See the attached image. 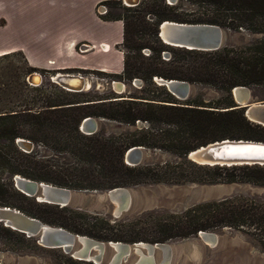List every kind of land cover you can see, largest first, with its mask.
Segmentation results:
<instances>
[{
    "label": "trees",
    "instance_id": "trees-1",
    "mask_svg": "<svg viewBox=\"0 0 264 264\" xmlns=\"http://www.w3.org/2000/svg\"><path fill=\"white\" fill-rule=\"evenodd\" d=\"M185 2L196 9L186 11ZM101 3L118 5L123 11L115 14L108 10L100 15L105 20L123 22L124 69L121 74L109 76L128 82L142 79L145 85L141 93L117 96L109 92L67 90L70 93L58 91L53 98L41 90L43 102L38 106L25 103L19 109H2L0 142L7 143L0 145L2 171L77 190L204 183L216 179H199L186 172V165L202 169L214 166H202L187 159L190 150L226 138L264 141V137L253 134L255 129L264 130V126L250 121L242 108L220 111L198 100L184 102L154 80V77L184 80L227 92L236 86L264 85V0H178L176 4L167 0H141L135 6H126L122 0ZM165 20L216 24L233 31L244 28L262 37L248 45H226L211 51L174 47L166 45L158 35L159 24ZM164 51L169 52L168 59L164 58ZM27 67L29 71L37 70L28 64ZM86 117H103L129 127L118 134H107L103 127L88 135L80 130ZM138 121L149 126L132 129ZM18 137L66 154L74 161L59 163L51 162L54 157L41 159L36 149L22 150L15 142ZM4 146L12 147L15 153L4 151ZM133 146L169 151L179 160L131 166L125 162V153ZM215 167L242 171L239 175L226 173L225 182L240 180L264 186V166ZM5 186L0 178V196L7 191ZM0 203L6 202L0 199ZM36 204L56 209L60 226L69 230L72 227L77 233L101 241L166 242L195 236L200 231L230 227L251 234L264 251V199L260 197L240 194L198 203L179 214L147 215L130 223L104 220L101 224L98 215L70 207ZM74 215L95 221L79 224ZM78 263L93 264L81 260Z\"/></svg>",
    "mask_w": 264,
    "mask_h": 264
},
{
    "label": "rangeland",
    "instance_id": "rangeland-1",
    "mask_svg": "<svg viewBox=\"0 0 264 264\" xmlns=\"http://www.w3.org/2000/svg\"><path fill=\"white\" fill-rule=\"evenodd\" d=\"M23 1L26 2L28 0L10 1L12 3L13 10L10 11V13L6 11V14L14 17V21L20 20V15H27L25 12L21 13L23 8H20V5ZM57 1L59 0H55V2ZM8 4L10 3L8 2ZM103 6L106 7L105 10H111L115 14H123L122 9L118 5H105L102 3H99L93 8V14L95 12V14L98 13L100 16ZM29 7H31V23L36 27L40 19L39 15H41L45 9L40 5L35 4L32 6L29 4L28 8ZM183 8L186 11H192L196 9L195 6H192L187 2L184 3ZM64 10L66 9L64 8ZM58 11L62 13L61 8L58 9ZM73 12L74 10H70V14ZM116 22L117 21H114L112 24H108V27H112L111 31L115 38L121 35L120 24H116ZM227 33L228 36L226 45L235 47L251 44L262 37V35L252 33L251 31L244 28L238 31L227 29ZM89 44L90 43L87 42L79 43L76 47V51L78 53L86 52L83 49L85 48L84 45ZM89 46L92 48L93 45ZM116 48L119 49V46H116ZM122 49L124 51L123 46L120 47V50ZM145 53L149 54V51L146 50ZM165 53H167V55ZM163 56L164 58L168 59L169 52L164 51ZM35 72L43 76L42 83L37 84L28 79V77H30V75ZM59 72L83 75L85 78H87L89 86L87 89L81 92H91L93 94H103L109 92L114 93L117 96H130L131 94H140L142 87L145 85L142 79H140L142 81L140 85H131L130 83L132 81L128 82L115 77H110L109 74L113 73L99 70L60 71L53 69H39L29 71L25 56L21 51H18L0 57V111L2 109L10 108L19 109V106L25 103L38 106L43 102L41 100L43 99L40 94L41 90L45 91L53 98L57 96L56 94L58 91L70 93L59 84L53 82L54 80H51V77ZM113 81H122L126 84H130V86L127 87V90L123 93H118L112 86ZM248 87L251 90V101H264V85H254ZM187 100H198L203 102L205 105L213 106L208 108H213L220 111H226L236 105L231 92L201 83H193L191 95ZM148 126L149 123L140 121V123H137L136 127H133L132 129ZM103 127L107 134H118L122 130H126L129 126H121V124L115 121H99V130H101ZM253 134H255V136L264 137V130L255 129ZM0 145H7V143L4 144V142H0ZM34 149L39 151L40 158L44 160L54 157L52 158L51 162L72 163L74 161L72 157L66 154L61 155V153H55L53 150L44 145L35 144ZM147 149L150 151L147 152L146 164H162L167 161L173 162L179 160L176 155L169 151L151 148ZM4 151L11 153V155L15 153L14 149L10 146H4ZM185 170L187 173H190L199 179L213 178L216 180L204 183H152L130 186L133 193L131 208L116 219H114L111 214L108 213L109 211H102L101 213L96 214L94 211L88 212L85 210H79L75 207L76 202L68 207L74 210L86 212L88 215H98L101 218L98 221L99 224L104 222V220L105 222L110 223H115L117 221L130 223L147 215L160 217L167 216L169 214H179L183 212L181 208L182 204L188 199L192 200L191 202L187 203L189 207L198 203L218 201V199L222 198L223 196L232 197L240 194L264 199V186L255 185L253 183L243 182L240 180L232 183L223 181V177H225L226 173L231 172L236 175L242 174V171L238 169L233 170V168H230L229 171H227L223 170L222 168H216L215 166L211 169H202L194 165H186ZM0 178L1 182L5 183V188L7 189V191L2 196H0V199L6 202L0 203L1 206H11L13 208L19 209L31 217L41 220L48 225L62 227L56 220L58 219V215L55 213L56 209L52 207H41L36 204L37 201L34 198L28 197L17 190L13 184V175H11L9 172L2 171V164H0ZM9 183L11 185H8ZM100 207L101 204L99 202H93V210H97ZM89 221L93 222L95 220L89 219L88 216H75L76 223L83 224L88 223ZM70 229L72 231L69 229L67 230L76 234L89 236L73 231L72 227H70ZM211 232L218 234V241L215 244L203 241L199 238L198 234L187 238L174 239L173 241L178 243H174L173 245V258L171 264H264V251L260 247L258 241L251 234L243 230L230 227L215 229ZM180 240L186 241L182 243ZM158 258H160V255ZM132 261L133 258H130L128 262ZM0 264L80 263H78L77 259L73 258L63 249L43 247L38 244L37 237H28L19 231L6 227L2 222H0Z\"/></svg>",
    "mask_w": 264,
    "mask_h": 264
},
{
    "label": "water",
    "instance_id": "water-1",
    "mask_svg": "<svg viewBox=\"0 0 264 264\" xmlns=\"http://www.w3.org/2000/svg\"><path fill=\"white\" fill-rule=\"evenodd\" d=\"M167 1L169 4L178 2V0ZM123 2L126 6H135L141 0H123ZM158 35L169 46L211 51L226 45L228 33L226 28L216 24L165 20L159 24ZM165 54L167 55V53ZM60 78L65 80L70 77L61 76ZM51 80L53 81V77ZM154 80L158 85L166 87L178 100L185 101L191 95L193 83L162 77H154ZM55 81H59V79H55ZM141 82L140 79L135 78L130 84L140 85ZM40 83L42 81L37 84ZM61 84L64 85L62 81ZM130 84L122 81L112 82L113 88L118 93L126 91ZM71 87L76 92L84 91L83 86L80 85ZM236 90H249V95L244 98L243 103L237 101ZM231 93L236 103L233 108H242L249 120L264 126V101H251V90L248 86H236L231 90ZM99 121L112 122L103 117H86L80 124V130L88 135L93 134L99 130ZM25 139L18 137L15 142L25 152H31L35 143ZM148 151L150 150L144 146H133L126 151L125 162L131 166L146 164ZM186 158L202 166H264V141L229 138L215 140L190 150L186 154ZM13 184L22 194L34 198L39 203L68 207L76 202L75 207L79 210L94 211L96 214L109 211L108 213L114 219L128 211L133 201L132 188L130 187H115L109 190H77L33 180L20 174L13 175ZM225 198L228 197L223 196L218 200ZM94 201L101 204L97 210L92 208ZM191 201L188 199L182 204L183 211L189 208L187 203ZM0 222L28 237H37L38 244L43 247L61 248L73 258L93 264H171L173 245L178 243L173 240L156 243L101 241L70 232L63 227L48 225L19 209L6 205H0ZM198 235L207 243L215 244L218 241V234L215 232L200 231ZM180 241L183 243L186 240ZM159 255L160 258H158ZM130 258H133L132 262H128Z\"/></svg>",
    "mask_w": 264,
    "mask_h": 264
},
{
    "label": "crops",
    "instance_id": "crops-1",
    "mask_svg": "<svg viewBox=\"0 0 264 264\" xmlns=\"http://www.w3.org/2000/svg\"><path fill=\"white\" fill-rule=\"evenodd\" d=\"M10 1L0 0V57L21 51L27 64L37 70L123 72L125 50H120L123 46V22L105 20L97 12L93 14V8L106 0L23 1L21 13L27 15H20V20L16 21L6 14L13 10ZM29 4L45 9L39 15L36 27L31 23ZM60 8L62 13L58 11ZM70 10L74 12L70 14ZM114 21L121 27V35L116 38L112 27H108ZM84 42L93 45L92 48L78 53L77 45Z\"/></svg>",
    "mask_w": 264,
    "mask_h": 264
},
{
    "label": "bare ground",
    "instance_id": "bare-ground-1",
    "mask_svg": "<svg viewBox=\"0 0 264 264\" xmlns=\"http://www.w3.org/2000/svg\"><path fill=\"white\" fill-rule=\"evenodd\" d=\"M70 77V78H65V80H62L60 77ZM53 80L59 79V81H55V83L59 84L63 88H68L72 92H76L75 89H72L71 86H76L80 85L83 86V90L87 89L89 86V82L87 79L81 75V74H73V73H57V75L52 76ZM29 79L33 82H40L42 81V76L39 75V73L35 72L32 73L29 77ZM61 81L64 83V85L61 84ZM66 86V87H65ZM117 88V87H116ZM68 90V91H69ZM236 99L238 102L243 103L244 98L249 95V90H236ZM28 140V139H25Z\"/></svg>",
    "mask_w": 264,
    "mask_h": 264
},
{
    "label": "built area",
    "instance_id": "built-area-1",
    "mask_svg": "<svg viewBox=\"0 0 264 264\" xmlns=\"http://www.w3.org/2000/svg\"><path fill=\"white\" fill-rule=\"evenodd\" d=\"M105 8H106L105 6L102 7V12H100L101 14H106V13H107L108 10H105ZM84 47H85V48H83L84 51H87V50H89V49L91 48L89 45H84ZM29 83H30V82H29ZM30 84H31V83H30ZM35 85H37V84H35ZM35 85H34V86H35Z\"/></svg>",
    "mask_w": 264,
    "mask_h": 264
}]
</instances>
